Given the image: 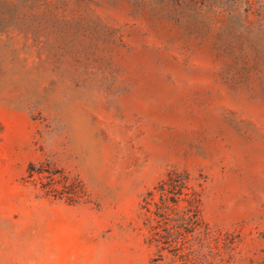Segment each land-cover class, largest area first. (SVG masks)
Listing matches in <instances>:
<instances>
[{"label":"rangeland","instance_id":"374dc122","mask_svg":"<svg viewBox=\"0 0 264 264\" xmlns=\"http://www.w3.org/2000/svg\"><path fill=\"white\" fill-rule=\"evenodd\" d=\"M171 173L264 264V0H0V264H154Z\"/></svg>","mask_w":264,"mask_h":264},{"label":"trees","instance_id":"16d2710c","mask_svg":"<svg viewBox=\"0 0 264 264\" xmlns=\"http://www.w3.org/2000/svg\"><path fill=\"white\" fill-rule=\"evenodd\" d=\"M148 242L157 250L154 264H209V228L200 216L199 193L187 174L171 173L142 203Z\"/></svg>","mask_w":264,"mask_h":264}]
</instances>
